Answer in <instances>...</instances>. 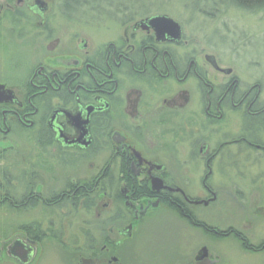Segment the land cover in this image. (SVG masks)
<instances>
[{"label": "flooded vegetation", "instance_id": "af4514ba", "mask_svg": "<svg viewBox=\"0 0 264 264\" xmlns=\"http://www.w3.org/2000/svg\"><path fill=\"white\" fill-rule=\"evenodd\" d=\"M55 1L0 0V264L49 251L65 264H225L228 247L264 264V81L199 54L176 19L180 40L161 33L149 19L165 13L98 9L64 42L53 23L83 20ZM22 144L29 157L61 150L77 174L97 162L51 187L11 163ZM156 225L179 242L150 259Z\"/></svg>", "mask_w": 264, "mask_h": 264}, {"label": "rangeland", "instance_id": "374dc122", "mask_svg": "<svg viewBox=\"0 0 264 264\" xmlns=\"http://www.w3.org/2000/svg\"><path fill=\"white\" fill-rule=\"evenodd\" d=\"M108 1L76 0L71 2L70 0H64V9H68L76 19L83 20V22L72 21L73 16L71 19L67 18L66 15L64 19L59 18V23H53L63 26L61 31H58L57 28V33L64 31V42H67L68 36L73 34L72 31H74V35L78 36L80 25H86V21H92L93 17L90 16L96 14L95 10L98 9L108 8L106 9L108 11H111V9H129L136 13L137 19L154 13H165L183 25L185 34L188 35L189 39L195 41L199 54H214L224 64L234 68L243 79L251 81L262 79L264 81V10L250 12L232 7H223L222 5L216 6L211 0ZM52 4L54 9L59 8V0ZM78 10L81 12H76ZM88 14H90L88 19L82 17ZM98 21V19L92 21L93 25L91 26L94 28V25L99 23ZM115 25L119 26V23H115ZM113 30L115 34L122 32L118 30V27ZM187 47L189 48L188 45ZM189 49L192 50V47ZM29 152L28 145H20L17 154L15 155L16 152H13L10 155L11 163L17 165L18 172L24 171L27 174L30 167L39 170L36 173L40 174V179H44L49 186L56 188L63 187L68 181L89 177L93 173V170L87 171L89 164L97 162V157L89 158L85 164H81L82 171L77 174L71 168L64 166V152L59 149L50 147L44 150L42 146L38 147L35 144L34 154L29 157ZM63 210L62 207L52 206L49 210H46L45 215L50 217L62 216L64 215ZM42 215L43 210L40 212L37 210L34 213V216L39 218ZM160 216L169 218L172 215ZM229 218L230 216H226L224 221L229 220ZM3 222L4 220L0 216V227ZM170 227L163 226V231L157 225L154 228L147 229L149 239L146 241L144 249L148 251L150 259L156 257L157 253L171 255L173 250L177 249L179 240L174 238H171L166 244H162L167 238L165 237V231H168ZM47 258L54 259L56 262L51 263ZM158 259L160 260L161 256H158ZM44 261L46 264H56L58 262L65 264L62 254L52 253L51 251L44 256ZM150 261L153 263L155 260ZM261 261L260 256L243 254L239 250L230 247H228L225 255V264H260ZM160 262V264L163 263ZM34 263L38 264V258L35 259ZM9 264L11 263L9 262Z\"/></svg>", "mask_w": 264, "mask_h": 264}, {"label": "trees", "instance_id": "16d2710c", "mask_svg": "<svg viewBox=\"0 0 264 264\" xmlns=\"http://www.w3.org/2000/svg\"><path fill=\"white\" fill-rule=\"evenodd\" d=\"M75 2L76 0H70ZM99 1V0H97ZM214 5L232 7L243 11L259 12L264 10V0H211Z\"/></svg>", "mask_w": 264, "mask_h": 264}, {"label": "water", "instance_id": "95a60500", "mask_svg": "<svg viewBox=\"0 0 264 264\" xmlns=\"http://www.w3.org/2000/svg\"><path fill=\"white\" fill-rule=\"evenodd\" d=\"M149 22L154 27H158V29H162L163 31L161 33L168 32L173 34L176 37V39L179 40L181 39L182 31L180 24L172 17L168 15H158L150 18Z\"/></svg>", "mask_w": 264, "mask_h": 264}]
</instances>
